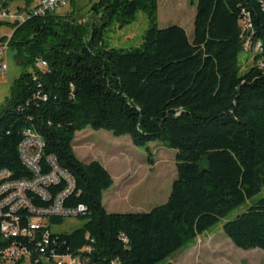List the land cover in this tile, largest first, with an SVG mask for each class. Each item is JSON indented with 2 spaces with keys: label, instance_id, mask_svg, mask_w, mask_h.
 Returning <instances> with one entry per match:
<instances>
[{
  "label": "trees",
  "instance_id": "obj_1",
  "mask_svg": "<svg viewBox=\"0 0 264 264\" xmlns=\"http://www.w3.org/2000/svg\"><path fill=\"white\" fill-rule=\"evenodd\" d=\"M10 1L22 2L27 17L0 21L12 30L0 41H8L23 68L0 107V172L31 177L19 153L23 132L31 130L44 144L43 156H54L74 180L63 206L85 208L76 217L83 225L50 233L31 264H50L40 257L52 252L78 255L84 264H170L176 252L248 203L222 230L238 249L264 252V61L252 54L254 65L243 71L238 60L242 48L250 53L255 41L264 45L259 0H197L191 40L179 26L158 28L157 0H98L89 23L54 12L34 16V0L1 1L0 9ZM138 11L148 22L141 46L106 48L102 28L129 25ZM87 127L129 136L149 161L150 143L175 150L167 201L147 213H107L102 194L111 176L98 161H79L72 147ZM13 248L0 232V254Z\"/></svg>",
  "mask_w": 264,
  "mask_h": 264
},
{
  "label": "rangeland",
  "instance_id": "obj_2",
  "mask_svg": "<svg viewBox=\"0 0 264 264\" xmlns=\"http://www.w3.org/2000/svg\"><path fill=\"white\" fill-rule=\"evenodd\" d=\"M97 1L67 0L65 6L54 13L69 15L79 23H89L95 18L92 7ZM196 4L197 0H157L158 28L179 26L191 40ZM4 10L10 16L6 22H21L25 19L26 12L22 2L10 1ZM147 27L145 13L138 11L134 20L122 28L115 22L105 25L102 28L103 43L108 49L139 48ZM11 33L7 24L0 25V37ZM253 58L252 54L242 48L238 60L243 71L254 65ZM0 61L6 64L5 74L0 73L1 107L9 95L10 86L23 72V68L16 59L15 51L8 47L5 54L0 56ZM74 141V154L79 161H99L112 178L111 188L102 194V205L107 213H147L167 201L176 179L175 150L168 149L159 142L150 143L149 161L145 149L134 146L129 136L114 137L108 131H94L90 127L77 133ZM260 196H264V190ZM248 204L234 209L208 232L198 236L192 244L176 252L168 263L264 264V252L258 249H238L222 230L223 223L241 214ZM83 223L80 219L66 218L61 224L48 222V225L52 233L61 234L70 233Z\"/></svg>",
  "mask_w": 264,
  "mask_h": 264
},
{
  "label": "built area",
  "instance_id": "obj_3",
  "mask_svg": "<svg viewBox=\"0 0 264 264\" xmlns=\"http://www.w3.org/2000/svg\"><path fill=\"white\" fill-rule=\"evenodd\" d=\"M66 2L67 0H34L30 12L34 16H45L63 8ZM259 3L264 19V0H259ZM9 18V14L0 9V21H7ZM241 28L245 33L248 28L245 20L241 22ZM7 43L8 41H0V56L5 54ZM250 53L262 56L259 61H264V45L260 41H255V47ZM45 66L44 62L38 64L40 68ZM5 72L6 64L0 61V73ZM43 148V142L34 139L31 130H25L21 141L20 161L29 170L31 177L14 180L9 171L0 172V232H7V239L14 241L13 249L0 254V264H31L33 252H42L49 245L52 232L48 222L51 218H76L85 211L82 205L76 208L63 206L74 191V180L58 166L54 156H43ZM60 186L63 187L59 189ZM35 198L47 205L34 206L32 200ZM37 236L39 239H36ZM19 239L27 241L28 245H19ZM40 261L50 264H84L78 255H58L53 252L40 257Z\"/></svg>",
  "mask_w": 264,
  "mask_h": 264
},
{
  "label": "crops",
  "instance_id": "obj_4",
  "mask_svg": "<svg viewBox=\"0 0 264 264\" xmlns=\"http://www.w3.org/2000/svg\"><path fill=\"white\" fill-rule=\"evenodd\" d=\"M8 35H10V34L2 35V37H3V36H8ZM83 131H85V130H83ZM83 131L78 132V133H82ZM76 134H77V133H76ZM76 134H75V135H76ZM74 144H75V141H73V143H72L73 151H74V149H75V148H74V147H75ZM91 161H96V160H91ZM91 161H81V162H82V163H89V162H91ZM98 162H99V161H98ZM99 163H100V162H99ZM100 164H101V163H100ZM101 165H102V164H101ZM102 166H103V165H102ZM103 167H104V166H103ZM104 168H105V167H104Z\"/></svg>",
  "mask_w": 264,
  "mask_h": 264
},
{
  "label": "bare ground",
  "instance_id": "obj_5",
  "mask_svg": "<svg viewBox=\"0 0 264 264\" xmlns=\"http://www.w3.org/2000/svg\"><path fill=\"white\" fill-rule=\"evenodd\" d=\"M31 136L34 137V139H38V141H41L35 134L31 133ZM42 142V141H41ZM19 153H20V157H21V146L19 148ZM1 172H6V171H1ZM4 234H7V232H3Z\"/></svg>",
  "mask_w": 264,
  "mask_h": 264
}]
</instances>
